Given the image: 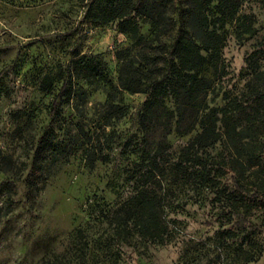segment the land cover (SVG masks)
Returning <instances> with one entry per match:
<instances>
[{
  "label": "rangeland",
  "instance_id": "1",
  "mask_svg": "<svg viewBox=\"0 0 264 264\" xmlns=\"http://www.w3.org/2000/svg\"><path fill=\"white\" fill-rule=\"evenodd\" d=\"M162 1L170 8L163 38L187 30L175 20L185 0ZM87 2L0 0V264H264V171L254 166L242 177L230 170L231 159L247 158L220 143L203 153L205 165H180V150L198 127L182 134L174 123L166 137L167 240L115 234L105 215L137 189L129 168L138 153L125 151L138 138L129 134L141 128L148 94L123 91L125 115L107 127L116 128L115 142L102 150L106 159L90 164L91 144L106 139L101 116L109 109L107 79L118 83L117 51L133 40L118 21H91ZM240 12L254 23L256 35L240 37L235 21H217L225 36L223 85L233 92L246 88L247 58L264 47V0H243ZM140 25L145 36L152 34L150 21ZM64 79L78 93L56 101ZM224 102L223 93L215 94L214 104ZM167 103L174 108V97ZM165 120L148 121V148H155ZM258 136L247 145L262 156L264 137ZM237 185L242 193L234 194ZM218 188H225L222 199L215 197ZM80 227L83 234L76 236ZM226 228L233 231L223 233Z\"/></svg>",
  "mask_w": 264,
  "mask_h": 264
},
{
  "label": "trees",
  "instance_id": "2",
  "mask_svg": "<svg viewBox=\"0 0 264 264\" xmlns=\"http://www.w3.org/2000/svg\"><path fill=\"white\" fill-rule=\"evenodd\" d=\"M185 2L183 11L176 9L175 20L184 23L187 30H179L168 38H163V27L170 8L162 0H88L86 4L91 21L105 24L118 21L120 31L129 33L133 40L131 46L117 51L120 60L118 83L107 79L105 88L109 109L101 116V129L106 139L91 144L87 151L90 164L97 159H106L102 150L111 148L115 142L116 128L108 132L107 127L116 125L125 115V108L121 105L123 91L148 94L140 113L141 128L129 134L131 138H138L134 146L125 151L138 153V159L131 160L129 168L137 189L105 215L115 234L122 239L138 235L151 242L164 243L169 237L162 183L169 159L164 154V147L170 146L166 137L173 131L174 123L182 134L193 132L198 127L180 150V165H205L203 153L220 143L235 148L239 156L247 158L246 163L240 158L231 159L226 164L230 170L239 171L242 177L247 169L254 166H258L256 172L264 171V155H255L247 145L250 143L248 138L254 133L264 137V47L254 50L247 58L250 78L246 88L233 92L223 85L228 74L222 54L225 36L219 31L217 21H235L240 37L256 35L257 28L252 21L248 22V15L240 12L243 0ZM171 11L170 18L174 13ZM212 11L218 14L211 16ZM141 20L152 23V34L148 37L141 32ZM73 93H78L73 82L64 79L56 101L62 96L70 99ZM221 93L225 102L214 104L215 94ZM169 96L174 97V108L167 103ZM112 108H115V113L109 111ZM54 109H57V104ZM160 116H165L166 120L155 148L150 149L143 141L148 121H157ZM239 177L236 176V182L241 185ZM210 180L212 178L207 181ZM224 187H227L226 183ZM225 188H218L215 197L222 199ZM233 191L234 194L242 193L238 185ZM83 231V227L78 228L76 236L82 235ZM230 231L232 228H226L223 233ZM52 262L48 259L42 264Z\"/></svg>",
  "mask_w": 264,
  "mask_h": 264
}]
</instances>
